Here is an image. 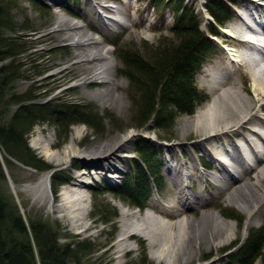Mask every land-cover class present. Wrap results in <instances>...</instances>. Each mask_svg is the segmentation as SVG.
I'll list each match as a JSON object with an SVG mask.
<instances>
[{
	"label": "rangeland",
	"instance_id": "rangeland-1",
	"mask_svg": "<svg viewBox=\"0 0 264 264\" xmlns=\"http://www.w3.org/2000/svg\"><path fill=\"white\" fill-rule=\"evenodd\" d=\"M41 1L51 8L52 16L49 25L39 34L31 37L36 41L38 53L42 54L41 68L46 71V74L37 77L36 85L42 87L41 91L50 92V98H58L59 102L71 100L92 107L103 118V124L98 131L86 124H72L66 130V135L65 128L50 121L37 124L28 135L27 144L36 157L50 169L41 171L14 159H9L7 163L1 152L0 161L4 180L0 179V194L7 197L11 206L17 207L25 221L29 218L41 219L51 227H58L61 242L75 237L91 239L99 248V251L86 257L92 264H165L158 259L156 248L162 243L163 238L155 239L152 244L150 243L152 234L143 231V226H153L157 222H159L157 224L171 225L169 227L171 229L164 231L168 230L172 233V242L188 247L189 256L186 264L230 263V255L237 247L224 249L237 238L244 240L250 227H258L264 222V195L261 198L262 204L249 203L247 210L243 208L246 203L243 202L242 190L236 192V186L231 191L225 190L222 182L224 178L222 172L229 173L226 172V167L235 177L239 176V172H243L245 179L248 176L244 175L246 170L239 171V168L233 169L226 164L228 154L238 158V155L246 156V153H250L247 143L244 142V135L237 132L227 135L228 137L220 136L206 141L202 134L193 130V118L198 111H202L207 106L214 95V91L209 89V83L214 77L212 73L224 61L230 60L234 67L237 64L234 60L242 59L240 56L238 58L229 53L231 42L225 38L228 32L223 30L231 25L233 18L238 15L236 10L240 11V1L219 0L229 5L232 15L226 23L221 25L220 33L214 38L215 52L203 63L195 77L196 87L206 94L208 99L200 104L193 114L179 115L172 127L165 130L148 127L136 129L132 126L135 123V113L131 92L133 93L134 90L130 89L129 80L120 75L121 62L117 58L116 50L122 46L148 56L159 40L162 42L173 38L170 28L174 23L172 7L175 3L171 4V1L170 6L161 4L153 8L152 0ZM205 2L207 0H184L183 4L188 9H194L202 20L201 29L207 32L206 24L211 17L203 6ZM16 12L20 13L21 22L25 14L36 18L38 24L48 22V18L39 16L41 13L38 14L35 6L28 0H20ZM62 16L67 19L69 25L74 22L82 25L81 32L88 33L99 41L98 46L108 47L110 50L108 58L88 63L87 71L83 70L85 64L78 63V55L82 52V47L72 43L74 38H78L79 29H59L57 20ZM245 18L250 22L251 18ZM232 57L235 59L232 60ZM262 58L263 55H261ZM103 62L108 64L107 74L113 78L114 84L102 83L94 75L95 69L99 68ZM259 66L264 68V63ZM243 68L248 71L247 67ZM234 72L229 75L234 78L228 77L225 85L236 80L237 85H241L245 99L249 100L253 90L251 83L250 90L246 86L248 74L243 76L242 72L236 73V70ZM27 75L30 80L24 78L15 83L17 90L32 83L30 73ZM83 81L86 83L83 84ZM90 81L93 82L89 83ZM99 92L104 94L97 98L95 93ZM249 102L251 103L250 100ZM261 102H264V96L258 103L253 104V107H256L255 111L260 118V123L264 124V113L257 110ZM129 132L131 137L116 152L119 158L111 160L114 165L112 164L110 169L97 173L95 171L99 169V165L105 166L104 163L96 167L87 165L82 160L84 150L97 148L99 144L106 148L111 147ZM138 134L150 140L159 151L164 182L161 191L152 190L144 210L130 206L128 202L107 190L121 184L126 178V173L130 171V157L135 154L134 139ZM48 139H51L53 143L47 146L48 152L45 153L42 146ZM37 140L41 142L36 145ZM68 144L75 150L73 156L65 160L62 157L58 159L53 156L62 152ZM259 144L260 142L257 143L258 147H260ZM216 157L223 161L219 166L221 172L217 168ZM245 166L244 169L250 168L248 164ZM55 172L67 175L69 180L53 189L51 176ZM248 173L252 179L247 182L252 189L256 192L264 190V181L257 182L254 171ZM77 175H80L79 178L84 181L85 186L74 191L82 197L79 196L76 201L68 200L71 198L69 194L71 189H74L69 187V183L74 181ZM28 188L33 190L26 192L25 189ZM67 200L68 207L62 211L54 210V205H62ZM99 203L107 208L109 215L115 212L117 216H114L111 221H102L95 210V205ZM224 211L239 215L243 218L242 222L238 223L236 219L224 216ZM165 212L171 213L172 218L166 217ZM249 212L250 215H248ZM132 213H135L134 217L131 216ZM218 214L233 223L232 229L217 222ZM131 233L135 239L127 238ZM161 234L165 237L163 231ZM121 236L126 238L123 242L127 247L124 246L120 250Z\"/></svg>",
	"mask_w": 264,
	"mask_h": 264
},
{
	"label": "trees",
	"instance_id": "trees-1",
	"mask_svg": "<svg viewBox=\"0 0 264 264\" xmlns=\"http://www.w3.org/2000/svg\"><path fill=\"white\" fill-rule=\"evenodd\" d=\"M19 2L0 0V153L7 163L14 159L44 171L50 167L27 144L28 135L37 124L50 121L65 128L66 135L68 127L78 123L98 131L103 118L88 105L50 98V92L41 91L42 87L36 85L37 77L46 71L41 68L42 54L31 37L49 25L51 8L41 0H28L48 22L38 24L36 18L27 14L21 22L20 13L16 12ZM170 2L175 3L174 23L170 28L173 38L159 40L148 56L122 46L116 50L121 62L120 75L129 80L130 89L134 90L131 92L135 113L132 126L136 129H170L179 115L193 114L208 99L196 87V73L215 52L209 35H218V27L232 15L226 3L207 0L203 6L212 18L206 24L208 35L201 29L202 20L193 8L184 6V0H152L151 4L157 8L161 4L170 6ZM27 73L32 83L17 90V81L30 80ZM134 152L124 181L107 190L143 210L152 190L163 189L162 163L159 151L141 134L134 139ZM1 163L0 179L4 180ZM68 180L67 175L55 172L51 186L55 189ZM95 210L104 222L117 216L115 212L109 215L100 203L95 205ZM223 214L242 222L239 215L225 211ZM235 246L231 262L227 264H264V222L250 227L244 240L237 238L224 250ZM97 251L99 248L89 238L75 237L61 242L58 227H51L41 219L25 221L17 207L11 206L7 197L0 194V264H92L86 257Z\"/></svg>",
	"mask_w": 264,
	"mask_h": 264
},
{
	"label": "bare ground",
	"instance_id": "bare-ground-1",
	"mask_svg": "<svg viewBox=\"0 0 264 264\" xmlns=\"http://www.w3.org/2000/svg\"><path fill=\"white\" fill-rule=\"evenodd\" d=\"M239 1H240L239 9L241 13H238V15L235 16L233 20L231 21V25H229L227 28H224L223 30L224 32H228V36H225V35L224 36L225 38L229 39L228 41L231 42L229 44L231 48L228 49L229 53L232 54L233 56H238V58L240 56L242 59H235L232 57L231 59L232 60L235 59L234 61L237 62V64L234 67H231L232 65L230 63V60L224 61V63L222 64L220 63L221 66L217 67V70L214 73H212L214 74V77L211 80V83H209L210 84L209 89L211 91H214V95H212V98L208 102L207 106L202 111H198L195 114L193 118V130L196 132H199V134H202L206 141L216 138V137L227 136L229 134L237 133V132L244 135V142L247 143L248 145L247 149L248 151L250 150V153L252 154V159L255 162H253L254 164L252 163L253 166L251 165L252 167L250 166L249 169L245 168L241 170V171L246 170L244 172V175L246 174L248 175L246 179L242 175L243 172H239V176L235 177V175L230 173L231 171H229L228 168L226 167V172L228 171L230 173V176L228 175L229 174L228 172H227L228 174H225L222 172V176L224 177L222 182L224 184L225 190L231 191L232 188H234L235 186H236L235 187L236 192L239 190H242L243 193H241V195L244 196L243 202L246 203L244 204L243 208L248 210L247 207L248 205H250L249 203H252V205H258L259 203L262 204L261 198L264 195L263 189H261V191L259 190L258 192H256L252 189L251 185L247 182L250 179H252L251 175H249L248 173L249 171L255 172L257 182L264 181V124L260 123V118L255 111L256 107H253V104L258 103L260 99L264 96V70H263L264 68H261L259 66L261 65V63H264L262 62L264 61V54H263V58L261 59V61L252 59L249 56V54H247V51L254 49L255 46L252 43H250L248 39H245L243 37L245 35L247 36L249 35L258 36V34L264 35V0H239ZM250 7H252V9H250ZM245 17L251 18V21H253L254 24H257L261 28V31L263 30L262 33L253 29L251 26H249L247 24L248 20H246ZM57 22L59 24V29H67V30L79 29L80 34L78 38L73 39L72 43L76 46L82 47V52H80V54L79 55L77 54V55L79 57L78 63L85 64V67L83 68V70L87 71L88 66L86 64L88 63H91L94 61H103L108 58L107 55L110 53V50L108 49V47L98 46L99 41L91 37L88 33H84L83 31L81 32L82 25L75 23L74 21L72 25H69L67 23V19H65L63 16L59 17V20H57ZM259 49L264 51V48L262 47H259ZM107 67H108V64L106 62L105 63L103 62V64H101L99 68L95 69L94 75L97 78H99L100 82L102 83L114 84L113 78H110V76H108L110 74H107L108 73ZM243 67H247L248 71L243 70L245 69ZM234 70L237 71L236 73L242 72L243 76H246L248 74L247 75L248 82L246 86H248V90H250L249 84L251 83L253 91L250 94L249 100L251 101L252 105L249 102V100L245 99L244 95L242 94L243 91L240 87L241 85L239 84L237 85L236 80H232V83H230L229 85H225V83L227 82V78L233 77L229 75H231L232 73H235ZM247 78L245 80H247ZM92 82L93 81H90L89 83H92ZM82 83L85 84L86 81H83ZM103 94L104 93L99 92V93H95V96L97 98H100ZM257 110L258 111L260 110L261 112L264 113V102L259 103ZM130 137H131V133L129 132V133L124 134L119 139V141H117L115 145H112L111 147L106 148L103 145L99 144L97 148H92L90 150H84L82 154L83 155L82 160L84 161L85 164L93 165V166L99 165L100 163H104L105 166L99 165L98 167L99 169L95 171L97 173H100V172L102 173V171L106 169H110L112 167L113 163L111 162V160L119 158L116 152L118 151L119 148L125 145V143L129 140ZM254 140H257V141H254ZM39 142L41 141L37 140L35 144L37 145ZM258 142H260L259 144L260 147H258L257 145ZM52 143L53 142L51 141V139H48V141L43 142L42 148H43V151H45V153L48 152L47 146ZM36 145L34 146L37 148ZM74 153H75L74 148L69 146L68 144L65 148H63L62 152H60L58 155L54 154L53 156L55 158L58 157V159L59 157H62V159L65 160L73 156ZM227 156H228V159L226 162L227 165L229 163L230 166H233V163H235L239 167L243 166L242 161H244V159L242 156L238 155V158L230 154H228ZM216 160H218L217 168L221 172L219 166L223 161L217 157H216ZM113 168L117 169L115 167ZM247 169L249 171H247ZM79 177L80 175H77L76 178H74V181L69 183V187H73L74 189H71L70 191L71 193H69L71 198H69L68 200L72 199L76 201L78 200L79 196L82 197V195L74 191V190L83 188L85 186L83 183L84 181H82V179H80ZM257 182H255V184ZM237 183L239 184L237 185ZM31 190L33 189H29V188L25 189L26 192L31 191ZM71 195L75 197L72 198ZM65 196H68V195L65 194ZM68 200L62 205L61 204L54 205V210L62 211L65 207H68V202H69ZM248 215H250V212ZM131 216L134 217L135 213H132ZM165 216L172 218V214L168 212H165ZM217 218H218L217 222L220 225L226 226L228 229L231 228V225L233 223L230 220L221 217V215L219 214ZM145 222H148V221H145ZM163 222L165 223V221ZM157 223L153 226L152 225L143 226V231L147 232V234L148 233L152 234L151 236L152 239L150 238L151 240L150 243L152 244H154L153 242H155V239L163 238L162 243H160V245L156 247L158 250L157 251L158 259L162 260L165 264H186L188 256H189L187 254L188 247H185L184 244H180L178 242L175 243V241L174 243L172 242V237H171L172 233L168 232V230L164 231L168 229L169 227H171V225H163V224H157ZM140 228L141 227L139 226V229ZM162 231L164 232L165 237L162 236L161 234ZM228 234L231 235V233H228ZM128 237L134 238V235L131 233V234H128L127 238ZM125 239L121 236L120 244H119L121 247L120 250L124 248V246H126V243L123 242L125 241Z\"/></svg>",
	"mask_w": 264,
	"mask_h": 264
}]
</instances>
